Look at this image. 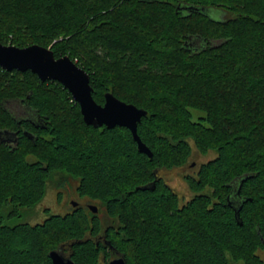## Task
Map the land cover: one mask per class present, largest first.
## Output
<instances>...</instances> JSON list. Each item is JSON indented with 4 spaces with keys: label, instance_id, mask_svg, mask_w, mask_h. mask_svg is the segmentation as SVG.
Segmentation results:
<instances>
[{
    "label": "trees",
    "instance_id": "obj_1",
    "mask_svg": "<svg viewBox=\"0 0 264 264\" xmlns=\"http://www.w3.org/2000/svg\"><path fill=\"white\" fill-rule=\"evenodd\" d=\"M0 43L68 55L97 103L110 91L145 109L152 152L124 126L86 124L61 82L0 67V129L17 133L0 140V264H52L53 249L77 264H264V0H0ZM193 149L215 155L181 202L157 171ZM48 187L82 203L22 220Z\"/></svg>",
    "mask_w": 264,
    "mask_h": 264
},
{
    "label": "water",
    "instance_id": "obj_2",
    "mask_svg": "<svg viewBox=\"0 0 264 264\" xmlns=\"http://www.w3.org/2000/svg\"><path fill=\"white\" fill-rule=\"evenodd\" d=\"M0 67L5 70H30L42 80H56L66 87L78 102L83 120L88 125L107 127L124 126L128 128L140 151L151 157L150 148L137 133V124L147 111L116 97L112 92L105 93L103 104L97 103L93 96L89 73L68 55L55 57L50 47L31 44L18 47L0 43ZM1 131V130H0ZM8 132V130H5ZM30 137L32 135L30 134ZM194 165V163H192ZM75 206L76 201L72 200ZM93 212H97L95 204H89ZM52 264H77L70 256L58 249L49 251ZM108 264H126L123 256L114 257Z\"/></svg>",
    "mask_w": 264,
    "mask_h": 264
},
{
    "label": "rangeland",
    "instance_id": "obj_3",
    "mask_svg": "<svg viewBox=\"0 0 264 264\" xmlns=\"http://www.w3.org/2000/svg\"><path fill=\"white\" fill-rule=\"evenodd\" d=\"M208 14L210 17L214 19L222 20L224 19V15L226 14V11L217 8H210ZM7 105L11 108V110L16 111V113L18 114L20 112L24 113V108L20 107L17 101L8 102ZM214 155L215 154L213 151H209L206 154H202L198 152L196 149H193L192 155L189 158L187 164H185L184 166L172 168L162 172V176L165 178V180L179 193L181 202L188 200L192 195L196 193L191 191V189H189L187 182L185 180V176L188 174H194L202 162H205L208 159L214 157ZM192 163H194V165H192ZM68 191L70 192V190L63 191L64 198L62 200H59L56 198V196L60 191H57L52 187H48L44 198L39 203V205L42 206L41 211L37 213V215L35 216H30V218L23 217L21 219L24 221L26 220L29 223L33 224L43 221L50 213L62 214L67 212L65 207L69 206L68 200L71 199L72 201L78 198L76 195L73 194L70 195L71 192L69 193ZM204 191L206 192V189L202 190L201 192ZM66 194L68 196V199L67 196H65ZM3 220L7 222V219L5 217H3ZM262 256L264 257V253H262Z\"/></svg>",
    "mask_w": 264,
    "mask_h": 264
},
{
    "label": "flooded vegetation",
    "instance_id": "obj_4",
    "mask_svg": "<svg viewBox=\"0 0 264 264\" xmlns=\"http://www.w3.org/2000/svg\"><path fill=\"white\" fill-rule=\"evenodd\" d=\"M13 101H17V100H13ZM8 102H11V101H7V103ZM18 103H19V105H20V107H23L24 108V113L23 112H20L19 114L18 113H16V111H15V113L18 115V117L19 118H24V119H30V121L32 122V123H34V121L31 119V118H29V117H27V115H28V113H29V111L30 110H28V109H26V107H24V105H23V103L21 102V101H17ZM31 112V111H30ZM23 113V114H22ZM35 124V123H34ZM1 131H0V140L1 141H4V142H6L7 144H9V145H12V144H14L15 143V141H16V138H17V133H16V131L15 132H10V131H8V132H6L5 130L6 129H0ZM20 130V129H19ZM23 130V132H24V129H22ZM164 170H162V169H159V171H157L158 172V176H160V177H162V178H164L163 176H162V172H163ZM166 171V170H165ZM165 179V178H164ZM167 182V181H166ZM74 201H76L77 202V204L74 206L73 204H72V202H71V199H69V207L71 206V207H78V206H80V204L82 203L80 200H79V198H76ZM89 202L87 203V205L89 206ZM66 210H68V207L66 208ZM94 213H96V212H94Z\"/></svg>",
    "mask_w": 264,
    "mask_h": 264
}]
</instances>
